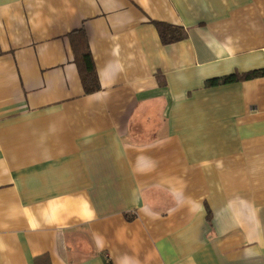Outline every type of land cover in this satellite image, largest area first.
Here are the masks:
<instances>
[{
	"label": "crops",
	"instance_id": "obj_1",
	"mask_svg": "<svg viewBox=\"0 0 264 264\" xmlns=\"http://www.w3.org/2000/svg\"><path fill=\"white\" fill-rule=\"evenodd\" d=\"M262 70L264 0H0V264H264Z\"/></svg>",
	"mask_w": 264,
	"mask_h": 264
},
{
	"label": "trees",
	"instance_id": "obj_2",
	"mask_svg": "<svg viewBox=\"0 0 264 264\" xmlns=\"http://www.w3.org/2000/svg\"><path fill=\"white\" fill-rule=\"evenodd\" d=\"M163 44H172L187 38L182 28H172L165 24L156 23ZM81 82L86 94H94L100 91V81L93 57L89 47L88 36L84 29L77 30L68 35ZM264 77V70L249 72L246 74H233L222 78L212 79L206 82V87H218L237 82L248 81Z\"/></svg>",
	"mask_w": 264,
	"mask_h": 264
}]
</instances>
